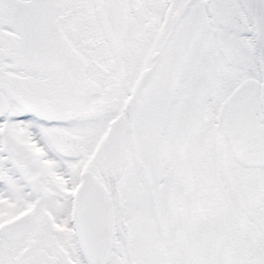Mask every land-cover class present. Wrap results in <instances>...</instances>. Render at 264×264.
<instances>
[{
    "label": "snow or ice",
    "instance_id": "obj_1",
    "mask_svg": "<svg viewBox=\"0 0 264 264\" xmlns=\"http://www.w3.org/2000/svg\"><path fill=\"white\" fill-rule=\"evenodd\" d=\"M0 264H264V0H0Z\"/></svg>",
    "mask_w": 264,
    "mask_h": 264
}]
</instances>
